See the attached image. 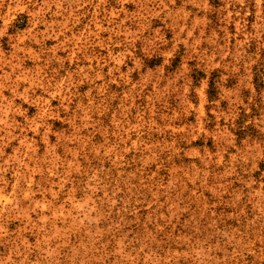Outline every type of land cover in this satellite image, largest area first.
<instances>
[{"label": "rangeland", "instance_id": "rangeland-1", "mask_svg": "<svg viewBox=\"0 0 264 264\" xmlns=\"http://www.w3.org/2000/svg\"><path fill=\"white\" fill-rule=\"evenodd\" d=\"M0 264H264V0H0Z\"/></svg>", "mask_w": 264, "mask_h": 264}]
</instances>
